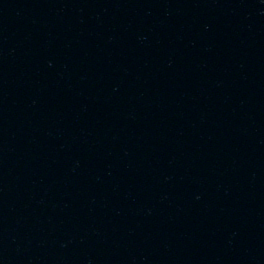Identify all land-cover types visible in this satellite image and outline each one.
Instances as JSON below:
<instances>
[{
    "label": "water",
    "instance_id": "95a60500",
    "mask_svg": "<svg viewBox=\"0 0 264 264\" xmlns=\"http://www.w3.org/2000/svg\"><path fill=\"white\" fill-rule=\"evenodd\" d=\"M0 264H264V0H0Z\"/></svg>",
    "mask_w": 264,
    "mask_h": 264
}]
</instances>
